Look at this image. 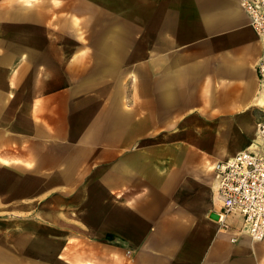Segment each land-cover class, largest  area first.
<instances>
[{
	"label": "crops",
	"instance_id": "obj_1",
	"mask_svg": "<svg viewBox=\"0 0 264 264\" xmlns=\"http://www.w3.org/2000/svg\"><path fill=\"white\" fill-rule=\"evenodd\" d=\"M262 53L240 0H0V264H264L213 170Z\"/></svg>",
	"mask_w": 264,
	"mask_h": 264
},
{
	"label": "built area",
	"instance_id": "obj_2",
	"mask_svg": "<svg viewBox=\"0 0 264 264\" xmlns=\"http://www.w3.org/2000/svg\"><path fill=\"white\" fill-rule=\"evenodd\" d=\"M255 33L264 40V0H240ZM258 93L264 106V53L257 63ZM215 197L220 205L218 220L237 213L241 230L251 240H264V120L256 125L250 147L238 151L224 161H217Z\"/></svg>",
	"mask_w": 264,
	"mask_h": 264
}]
</instances>
